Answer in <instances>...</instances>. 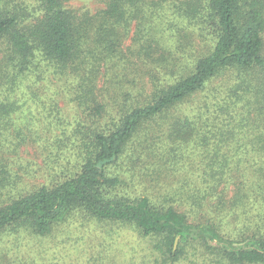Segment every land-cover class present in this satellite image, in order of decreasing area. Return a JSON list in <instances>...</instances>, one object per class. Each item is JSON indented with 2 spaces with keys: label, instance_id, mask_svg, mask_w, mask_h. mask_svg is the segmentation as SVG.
I'll list each match as a JSON object with an SVG mask.
<instances>
[{
  "label": "trees",
  "instance_id": "obj_1",
  "mask_svg": "<svg viewBox=\"0 0 264 264\" xmlns=\"http://www.w3.org/2000/svg\"><path fill=\"white\" fill-rule=\"evenodd\" d=\"M19 1L0 0V234L26 228L47 236L81 210L155 237V257L142 264H194L191 257L199 249L201 264H264V186L256 197L260 211L248 221L240 222L238 215L239 207L248 209L245 195L234 192L228 201L232 212L227 224L233 225L228 233L211 219L192 217L197 214L189 210L202 200L189 193L178 199L165 189L171 199L162 203L146 194L130 199L109 193L129 179L117 162L140 130L146 140L138 146L150 145V129L166 131L165 155H160L166 162L184 150L194 111L187 107L174 115L171 110L205 90L221 71H241L231 86L249 96L241 124L251 121L257 128L260 122L248 116L264 109V0H103L104 7L94 14L77 12L68 0H35L28 6ZM129 37L132 49L121 56ZM136 59L148 78L122 100L112 99L110 110L94 84L99 71L118 60L126 71ZM50 72L59 82L63 75L75 79L73 100L84 107L88 120L74 127L73 165L40 167L46 171L42 181L57 182L32 185L24 181H37L39 169L25 157H37L47 139L35 131L32 116L22 120L19 115L53 99L47 97ZM197 108L195 114L203 117L207 107ZM227 136L231 139L234 131ZM255 138L256 154L264 156V134ZM245 170L236 168L240 176ZM255 171L264 175L263 167Z\"/></svg>",
  "mask_w": 264,
  "mask_h": 264
},
{
  "label": "rangeland",
  "instance_id": "obj_2",
  "mask_svg": "<svg viewBox=\"0 0 264 264\" xmlns=\"http://www.w3.org/2000/svg\"><path fill=\"white\" fill-rule=\"evenodd\" d=\"M24 2L28 6L34 4L35 0ZM67 5L79 13L89 11L94 14L104 7V2L68 0ZM130 49L129 37L124 41L121 56L127 55ZM131 61L132 64L126 71L121 69L120 60L113 67L101 69L94 82L100 98L109 103L110 110L112 99L122 100L126 92L133 91L148 78L143 72L145 65L137 59ZM51 73L47 77L52 83H48L50 89L47 90V97L53 99H47L44 106H35L19 117L23 120L24 117L32 116L35 131L47 139V144L44 149L39 150L37 157L27 155L25 158L30 161L34 159L35 169L41 167L46 170H61L73 165V142L78 138L73 136L74 127L77 124L85 126L88 119L84 107H78L73 100L75 79L70 75H63V81L59 82L53 76L54 73ZM239 74L242 75L241 71L236 69L221 71L205 90L171 110L175 115L190 107L194 115L190 120L191 139L184 150L176 151V155L171 154L172 158L168 162L166 158L160 157L165 155L163 151L168 140L166 131L158 133L150 129L149 131H153L152 141L149 139L150 145L143 142L138 146V142L146 140L145 130H140L129 143L126 154L117 162V169L125 172L124 176L129 179L119 188L111 189L110 196L137 199L146 194L154 202L162 203L165 199H171L165 189L177 193L178 199L186 198V193H189V197L202 200L200 207L189 210L192 214H197L192 217L211 219L223 225L221 230L228 233L233 227L227 224L228 215L232 212L228 201L235 191H242L248 209L239 207L240 222L255 218L260 211L259 203L256 204L257 191L264 186V175L260 176L255 171L259 167L264 169V156L256 154L258 144L255 145V137L258 133L264 134V109L259 115L253 113L248 116L260 122L257 128L251 125V121L246 127L241 124L243 113L248 110L243 104L249 96L244 97V92L231 88L234 84L232 77ZM261 105L264 106L263 99ZM199 106L207 107L203 117L195 114ZM216 107L229 111L221 113L216 111ZM160 123L163 126L165 122L160 120ZM228 131H234L231 139H228ZM149 151L151 155L156 154L155 159ZM238 166L246 168L241 176L236 172ZM45 174L46 171L40 172L39 169L37 181L24 182L32 185L57 182L42 181ZM33 179L35 178L31 177ZM156 242L155 237H144L133 225L101 220L85 211L76 210L47 236L35 235L26 228L16 232H2L0 264L152 263ZM193 254L191 261L201 264L204 255L200 249ZM187 262L184 260L180 264Z\"/></svg>",
  "mask_w": 264,
  "mask_h": 264
},
{
  "label": "water",
  "instance_id": "obj_3",
  "mask_svg": "<svg viewBox=\"0 0 264 264\" xmlns=\"http://www.w3.org/2000/svg\"><path fill=\"white\" fill-rule=\"evenodd\" d=\"M177 243H178V237L174 240V246H173V249H175L176 248V246H177Z\"/></svg>",
  "mask_w": 264,
  "mask_h": 264
}]
</instances>
